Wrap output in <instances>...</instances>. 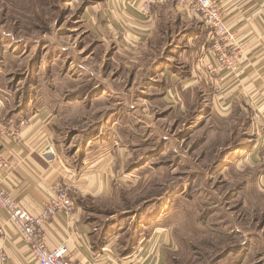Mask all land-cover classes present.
<instances>
[{
    "label": "rangeland",
    "instance_id": "1",
    "mask_svg": "<svg viewBox=\"0 0 264 264\" xmlns=\"http://www.w3.org/2000/svg\"><path fill=\"white\" fill-rule=\"evenodd\" d=\"M98 1L0 0V37L9 35L7 49L25 54L20 60L6 54V65L12 66L0 79L7 87L6 102L12 110L21 104L19 114L36 108L54 112L62 150L72 141L76 150L94 136H117L125 158L112 177V189L84 200L103 222L112 215L108 221H117L113 231L124 240L143 239L137 258L147 250L152 264H264V163L245 161L263 124L255 126L247 108L230 114H211L199 103L183 111L178 105L167 108L162 90L155 92L147 80L153 63L165 56L163 46L145 44L115 64L80 22L84 6ZM12 40L27 42L22 48ZM88 40L90 46L83 49ZM88 50L91 61L84 65ZM109 50L113 54L115 48ZM78 64L86 68L80 67L83 79L109 75L101 87L107 85L110 93L102 97L97 88L89 96V84L79 88L73 78ZM115 75L125 76L117 83L121 89L137 87L116 96L109 85ZM126 99V105L115 107L116 100ZM115 117H122L116 125ZM72 197L78 202L75 187Z\"/></svg>",
    "mask_w": 264,
    "mask_h": 264
},
{
    "label": "crops",
    "instance_id": "2",
    "mask_svg": "<svg viewBox=\"0 0 264 264\" xmlns=\"http://www.w3.org/2000/svg\"><path fill=\"white\" fill-rule=\"evenodd\" d=\"M222 2L227 23L235 33L240 51L239 68L235 75L229 72L214 75L210 71L215 63L211 53L214 43L209 40L212 29L197 14L177 3L156 4L149 12H143L139 0H99L84 6L80 22L86 25L87 33L96 36L105 51L111 53V60L115 64L131 55L126 52L133 53L145 44L163 46L165 56L153 63L147 80L151 88L156 89L155 92L162 90L160 94L167 108L172 110L171 107L178 105L183 111L187 106L199 103V109L207 106L211 114L220 111L230 114L247 108L253 112L255 126L257 123L259 126L263 124L264 130V20L261 13L264 0ZM7 36L3 32L0 37V79L12 67L6 65L8 51L14 55L12 59L20 60L25 56L24 49H7L6 40L10 38ZM90 41L82 43L83 49L90 46ZM26 42L12 40L13 46L19 45L22 48ZM111 47L115 48L113 54L109 50ZM206 47L209 48L208 55L204 52ZM91 53L88 50L81 63L86 65L87 61H91ZM69 63L75 70L74 58ZM80 67L86 69L78 64V75L73 73V78L76 77L80 83L79 88L81 84H89V96L97 88H100L102 97L110 91L107 85L101 87V83L108 81L109 75L102 78L97 76L96 80L89 76L83 79L84 72H79ZM112 79L109 85L113 84L116 96L128 94L137 87L131 84L121 89L117 83L123 82L124 75H115ZM90 80H95L94 86L90 87ZM6 89L0 86L1 119L14 127L23 119L29 123L21 127L24 132L21 141L6 140L0 144V164L2 161L8 163V166H0V178L5 187L21 206L32 213L42 209L47 191L55 181L64 178L75 187L78 202H75L73 216L68 217L62 213L52 218L45 227L48 246L54 248L64 244L75 263L152 264L153 258L147 250L139 258L136 256L138 254L135 250L141 246L143 239L137 242L132 237L130 242L129 239L124 240L121 232L113 231L117 221H108L113 216H105L103 222L99 215L92 214L90 205L84 200L88 195L106 196L112 189V177L121 169L125 158L122 148L118 146L117 136L110 133L103 137L94 136L76 150L72 148L75 145L72 141L66 145V150H62L54 134L58 116L46 108H36L32 112L23 110L19 114L17 110L21 104L12 110L11 104L6 102L8 98L4 97ZM127 100H116L115 107L126 105ZM122 117L118 120H122ZM118 120L115 117V125ZM102 125L106 126L107 123ZM50 145L54 146L58 156L53 164L42 156L43 150ZM245 161L257 166L263 165L256 149H252ZM3 256L8 264H37L19 232L8 222V214L0 208V264H3ZM141 257L145 261L140 263Z\"/></svg>",
    "mask_w": 264,
    "mask_h": 264
},
{
    "label": "built area",
    "instance_id": "3",
    "mask_svg": "<svg viewBox=\"0 0 264 264\" xmlns=\"http://www.w3.org/2000/svg\"><path fill=\"white\" fill-rule=\"evenodd\" d=\"M172 2L197 14L203 23L212 29L209 40L214 43L211 53L214 55L215 63L211 66L210 71L214 75L227 72L235 75L239 68L240 51L235 40V33L227 23L222 0H139V5L143 12H149L153 5ZM261 13L264 20V4L261 6ZM262 27L264 37V23ZM204 52L207 55L210 54L209 48H204ZM28 123V120H24L14 127L5 123L0 117V144L6 140L21 141L24 134L21 127ZM253 149H257L261 162L264 163V131L261 132ZM42 156L51 164L58 160L53 145L45 148ZM0 166H8V163L2 161ZM73 188V183L64 178L55 181L47 191L42 209L38 213H32L19 204L0 178V208L8 214V222L19 232L37 264H82L75 263L69 257L64 244L50 248L47 244L45 231L46 225L55 216L62 213L68 217L73 216L75 211V202L72 197ZM2 263L8 264L5 256L2 258Z\"/></svg>",
    "mask_w": 264,
    "mask_h": 264
}]
</instances>
